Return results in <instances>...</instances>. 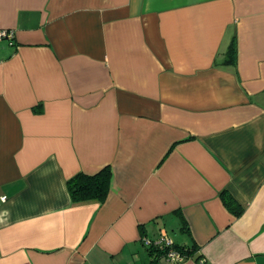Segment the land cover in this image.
Wrapping results in <instances>:
<instances>
[{
  "label": "crops",
  "instance_id": "0c3cea01",
  "mask_svg": "<svg viewBox=\"0 0 264 264\" xmlns=\"http://www.w3.org/2000/svg\"><path fill=\"white\" fill-rule=\"evenodd\" d=\"M0 29V264H154L162 229L264 264V0H0Z\"/></svg>",
  "mask_w": 264,
  "mask_h": 264
},
{
  "label": "trees",
  "instance_id": "16d2710c",
  "mask_svg": "<svg viewBox=\"0 0 264 264\" xmlns=\"http://www.w3.org/2000/svg\"><path fill=\"white\" fill-rule=\"evenodd\" d=\"M235 46L231 43L228 50L230 56H234ZM111 171L108 166L103 167L97 173L93 175L78 172L66 181L68 193L72 201H84L90 199H96L103 201L108 193L110 183ZM221 196L227 208L230 209L236 216L240 215L243 208L240 204L227 192L223 191ZM156 247V246H155ZM173 247L179 250L185 255V258L190 256L195 250L194 246H182L173 242ZM157 248V254L160 255L163 252L162 248ZM157 260V259H156Z\"/></svg>",
  "mask_w": 264,
  "mask_h": 264
},
{
  "label": "built area",
  "instance_id": "2783aa9c",
  "mask_svg": "<svg viewBox=\"0 0 264 264\" xmlns=\"http://www.w3.org/2000/svg\"><path fill=\"white\" fill-rule=\"evenodd\" d=\"M13 38V30L0 29V41L3 39H7L12 43ZM6 199V195H0V202H4L6 201ZM153 243L156 247L163 249V252L159 255V260L154 264H178L186 259L183 253L173 247V241L164 229L161 230L159 237L156 238Z\"/></svg>",
  "mask_w": 264,
  "mask_h": 264
},
{
  "label": "rangeland",
  "instance_id": "374dc122",
  "mask_svg": "<svg viewBox=\"0 0 264 264\" xmlns=\"http://www.w3.org/2000/svg\"><path fill=\"white\" fill-rule=\"evenodd\" d=\"M174 234L172 233V236H173Z\"/></svg>",
  "mask_w": 264,
  "mask_h": 264
}]
</instances>
